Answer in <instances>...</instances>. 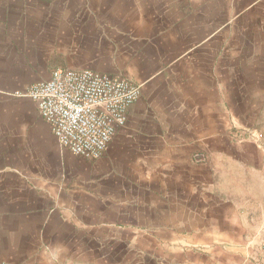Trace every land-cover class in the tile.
<instances>
[{
    "label": "crops",
    "instance_id": "crops-1",
    "mask_svg": "<svg viewBox=\"0 0 264 264\" xmlns=\"http://www.w3.org/2000/svg\"><path fill=\"white\" fill-rule=\"evenodd\" d=\"M28 3L0 0V26ZM217 35L163 49L158 73L144 81L126 74L141 94L97 161L62 149L39 117V157L21 162L19 129L5 133L0 92V263L98 264L101 249H123L115 264H225L252 215L251 197L221 189L228 130L241 127L259 94L246 98L253 88L243 85L242 61L233 55L228 65L227 46L209 44ZM185 37L192 42L189 34L176 40ZM8 83L0 90L24 89Z\"/></svg>",
    "mask_w": 264,
    "mask_h": 264
},
{
    "label": "rangeland",
    "instance_id": "rangeland-1",
    "mask_svg": "<svg viewBox=\"0 0 264 264\" xmlns=\"http://www.w3.org/2000/svg\"><path fill=\"white\" fill-rule=\"evenodd\" d=\"M27 7L8 10L3 30L0 26V82L13 80L22 88L52 68L68 66L144 81L158 73L163 49L182 51L209 34L222 35L209 44L215 50L227 46L229 66L235 65L233 55L242 61L243 85L253 88L244 92L246 98L259 94L258 103L245 106L241 127L228 130L221 189L251 197L252 215L222 258L225 264H264V0H30ZM178 34L193 40L180 42ZM24 90H0L4 130L19 129L21 162L38 159V134L46 130L31 101L17 95ZM113 251L114 256L101 249L98 264H115L124 253Z\"/></svg>",
    "mask_w": 264,
    "mask_h": 264
},
{
    "label": "built area",
    "instance_id": "built-area-1",
    "mask_svg": "<svg viewBox=\"0 0 264 264\" xmlns=\"http://www.w3.org/2000/svg\"><path fill=\"white\" fill-rule=\"evenodd\" d=\"M140 94L141 86L125 75L59 67L17 95L34 103L62 149L97 161L125 126L128 109Z\"/></svg>",
    "mask_w": 264,
    "mask_h": 264
}]
</instances>
